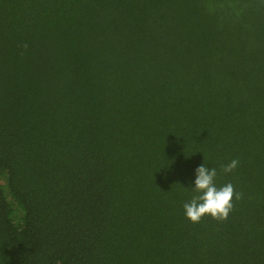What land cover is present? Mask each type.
I'll return each instance as SVG.
<instances>
[{
	"label": "trees",
	"instance_id": "trees-1",
	"mask_svg": "<svg viewBox=\"0 0 264 264\" xmlns=\"http://www.w3.org/2000/svg\"><path fill=\"white\" fill-rule=\"evenodd\" d=\"M0 264H264V0H0Z\"/></svg>",
	"mask_w": 264,
	"mask_h": 264
},
{
	"label": "clouds",
	"instance_id": "clouds-1",
	"mask_svg": "<svg viewBox=\"0 0 264 264\" xmlns=\"http://www.w3.org/2000/svg\"><path fill=\"white\" fill-rule=\"evenodd\" d=\"M237 160H232L224 166L225 173L233 171L237 165ZM217 171L215 168H209L202 164L195 170V181L193 191L196 193L189 202L183 205L186 218L193 223H198L208 215L217 221L226 220L233 210V198H241L231 183L217 187L215 178Z\"/></svg>",
	"mask_w": 264,
	"mask_h": 264
}]
</instances>
